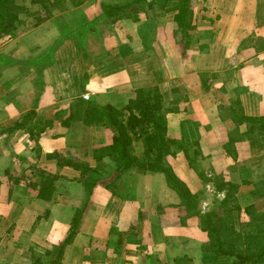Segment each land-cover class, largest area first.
Segmentation results:
<instances>
[{"label":"crops","instance_id":"0c3cea01","mask_svg":"<svg viewBox=\"0 0 264 264\" xmlns=\"http://www.w3.org/2000/svg\"><path fill=\"white\" fill-rule=\"evenodd\" d=\"M110 1L87 0L37 26L24 16L29 25L0 38V55L13 61L0 66V264H36L71 229L61 264H226L203 251L208 235L164 173L132 172L114 190L99 184L89 192L82 170L60 162L113 166L95 151L110 147L114 133L86 126L87 106L128 105L136 90L157 87L166 107L177 108L166 113L175 142L166 164L200 194V211L208 212L210 188L224 195L218 185L233 182L244 191L249 171L262 169L264 144L233 117L234 109L264 117V0H192L182 46L177 11L135 8L137 21H114L101 16ZM26 6L36 10L30 0ZM66 21L74 26L62 27ZM41 58L39 68L26 64ZM34 109L33 123L46 128L38 142L29 131H4ZM134 146L142 157V141ZM195 150L203 175L189 164L186 153Z\"/></svg>","mask_w":264,"mask_h":264},{"label":"trees","instance_id":"16d2710c","mask_svg":"<svg viewBox=\"0 0 264 264\" xmlns=\"http://www.w3.org/2000/svg\"><path fill=\"white\" fill-rule=\"evenodd\" d=\"M87 0H30L32 6L38 7L32 10L26 6V0H0V38L14 37L23 28L22 17L26 16L35 20V24L40 25L44 21L53 18L55 12H66L71 8L78 7ZM195 5L192 0H116L114 2L101 3V16H106L112 20L132 19L139 17L133 14L135 8L145 12L151 10L155 13L161 11L166 13L176 12V21L179 25L182 44L189 43L186 39L187 30L191 28V23L195 17ZM57 21V19H56ZM70 21L62 23L64 28H70ZM59 24V23H58ZM178 32V33H179ZM63 33V32H62ZM64 34L62 38H64ZM62 39H60V42ZM13 61L8 57L0 55V66L7 65ZM26 64H34L37 68L44 64L43 59L39 61L30 60ZM41 74V72H38ZM134 99L128 105L99 106L90 104L86 108L84 124L86 126H103L113 131V144L110 147L98 149L95 158L101 162L108 157L113 166L98 165L90 167L85 163L76 164L67 158L62 159L60 164H69L82 170V180L86 189L91 192L95 186L102 184L110 190H114L117 181L132 172L145 173L148 171L162 172L166 176L168 184L180 196L182 205L187 211V216L196 217L199 220L200 228L207 233L208 242L202 246L205 253L217 257H226V264H264V207L258 208L256 203L245 209L249 220L237 225L234 213L241 212L242 206L239 202L238 194L240 185L227 182L218 185L217 189L225 192V197L220 201L217 208L211 209L207 213H202L199 209V196L194 194L182 182L166 164V158L173 154L172 148L175 142L167 134L166 113L168 110L176 111V107H166L165 96L157 87H145L136 90ZM233 120L238 124L248 126L249 137L259 138L264 144V117L245 116L244 112L234 109ZM36 110H30L21 121L17 122L4 131L25 130L30 132L33 140L38 142L40 135L45 131V127L33 123ZM135 139L142 141L144 153L142 157L135 154ZM189 164L196 171L200 170L198 157L200 152L186 153ZM61 161V160H60ZM264 165V163H263ZM105 169V170H104ZM106 170L112 171L108 174ZM263 173L258 182L246 181L251 186L256 185L257 190L264 189V166ZM201 175V171L199 172ZM109 175V176H106ZM110 177L112 179H110ZM50 182L49 177L46 178ZM41 194L45 200H50L54 189L51 186L45 188ZM256 194L253 191L252 196ZM48 195V196H46ZM75 236L73 229L70 230L66 241L61 247L52 251H45L38 255L39 260L45 256L53 254L55 258L49 264H61L65 246L72 242ZM179 261L192 264L187 258H179Z\"/></svg>","mask_w":264,"mask_h":264},{"label":"rangeland","instance_id":"374dc122","mask_svg":"<svg viewBox=\"0 0 264 264\" xmlns=\"http://www.w3.org/2000/svg\"><path fill=\"white\" fill-rule=\"evenodd\" d=\"M116 0H111V2H114ZM38 7L35 6V8L33 7V9H37ZM72 9V8H71ZM62 15L61 12H55L54 13V18L55 17H61L63 18L64 15ZM67 22V21H66ZM31 23V22H30ZM29 23V24H30ZM29 24H26L24 23V27H26V25H29ZM71 27L74 26L73 23H69ZM32 25V24H31ZM30 25V26H31ZM70 27V28H71ZM24 29V28H23ZM263 163H261V168L263 169ZM260 169V170H255V168L253 169L254 171V174L251 175V172H252V169L249 171V180L253 179V181L255 182H258L261 178V175L263 173V170ZM253 173V172H252ZM254 176V177H253ZM258 188L256 187V185H248L246 186V189L244 191H241L239 193V198L241 200H239V202L241 203L242 206V211L241 212H235L234 215H235V218H236V222H237V225L239 226L240 223H242L243 221H247L249 220V216L247 215V213H245V209L248 208L250 205L256 203V205L258 206V208H261V207H264V189L260 188L261 191L257 190ZM256 190V194L252 196V193L253 191ZM209 194H206L209 198L207 199L206 202H208L207 204V207L206 209L208 210V212L213 209V208H217L219 206V203L220 201L225 197V193L224 195H218V193L214 192L213 189L210 188V192H208ZM207 213V212H206Z\"/></svg>","mask_w":264,"mask_h":264}]
</instances>
